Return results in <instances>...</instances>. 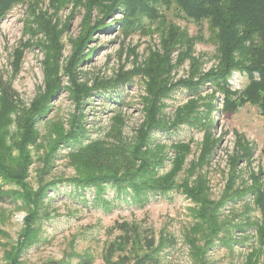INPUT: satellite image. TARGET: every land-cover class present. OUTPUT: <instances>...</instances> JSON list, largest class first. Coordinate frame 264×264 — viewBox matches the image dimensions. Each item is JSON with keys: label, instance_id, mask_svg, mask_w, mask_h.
I'll use <instances>...</instances> for the list:
<instances>
[{"label": "rangeland", "instance_id": "obj_1", "mask_svg": "<svg viewBox=\"0 0 264 264\" xmlns=\"http://www.w3.org/2000/svg\"><path fill=\"white\" fill-rule=\"evenodd\" d=\"M33 5L18 4L0 18V77L15 93L20 107L25 109L44 92L43 60L49 45L33 24L31 11L34 9L36 15L54 14L48 0H39ZM157 14V23H147L144 29L124 32L117 23L121 15L103 19L98 10L91 13L92 27L104 21L86 44L83 53L89 55L75 70L76 82L87 87L96 82H107L111 86L92 92L87 98L81 97L76 109L72 96L66 92L71 91L72 86L64 75L66 62L73 53L72 41L81 33L84 9L69 5L53 15L52 22H60L64 27L60 36L62 49L58 71L62 88L51 99L46 117L36 123L38 140L34 146L28 147L31 164L25 181L31 190L36 191L39 186L75 176L68 157L76 146L57 147L48 165L44 163L54 129L68 131L73 116L80 119L85 132L79 145L93 140L113 144L114 137L119 138L121 144L118 146L129 149L134 145L145 119L148 98L146 79L137 71L144 70L156 53L162 55L163 40L169 25H173L180 42L169 56L173 66L170 76L161 82L162 86L172 89L160 100L164 115L161 120L169 125L176 111L185 106L193 112L187 121L179 122L181 125L151 134L150 144L156 147L155 154L159 152L157 147H163L162 164L157 168V175L163 176L173 168L174 146L188 145L190 152L176 182L192 184L198 176L205 182L209 200L218 202L227 189L232 158L241 157L242 148L247 149L249 155L235 164L229 191H237L239 196L231 197L218 212L219 221H229L233 228L227 233L221 232L206 248L200 235L193 234L199 223L197 205L179 190L164 195L149 194L140 206L133 204L128 194L120 195L111 184H107L102 198L110 207L105 208L94 203L93 188L84 190L85 197H81L71 186L57 184L46 191L43 212L49 213L50 218L41 224L40 242L23 255L24 264H76L81 256L90 257L93 264H104V250L120 236L117 225L122 223L135 224L157 240L163 236H172L176 240L174 247L159 252L162 264H247L251 255H256L253 264H264V237L259 232L264 228V215L255 204L257 191L252 190L257 179L258 193L264 196V117L258 107L248 103L226 110L225 94L221 91L225 87L231 94L229 100L235 101L246 89L249 76L236 70L229 73L220 87L214 81H208L197 91L181 89L178 82L196 81L215 71L218 51L205 24L199 27L181 20L173 7L159 9ZM181 33L183 40H187L185 46H181ZM183 55L185 58L181 63ZM120 76L126 80H116ZM254 77L256 79V75ZM11 118L14 119V115ZM115 120L120 122V133L114 130ZM15 131V125L11 124L10 132L15 134ZM206 138L209 149L200 159ZM198 161L202 164L192 171L190 165ZM3 189L12 188L4 185ZM26 214L19 202L0 203V264H4L1 245L17 240ZM190 237L197 240L199 253H203L201 262L188 244Z\"/></svg>", "mask_w": 264, "mask_h": 264}, {"label": "trees", "instance_id": "obj_2", "mask_svg": "<svg viewBox=\"0 0 264 264\" xmlns=\"http://www.w3.org/2000/svg\"><path fill=\"white\" fill-rule=\"evenodd\" d=\"M39 0H0V18L21 3H33ZM49 6L56 14L68 7L82 6L84 16L79 37L72 41L73 53L66 62L65 75L72 86L67 90L75 103V109L80 106L81 97H89L92 92L101 91L111 86L109 83L96 82L87 87L76 82V68L89 54H84L87 42L93 33L100 29L102 21L95 27L90 25V15L94 10L102 14V18L121 15L117 22L124 32L144 29L145 24H154L159 21L157 11L162 8L173 7L181 20L190 21L202 27L204 24L210 34V39L218 51V67L213 72L201 76L198 80L180 81L178 85L192 91H197L201 85L208 81H214L217 87L227 78L231 71H241L249 76L246 89L235 101H230V93L221 88L225 94L226 110L236 109L244 104L258 107L261 116L264 117V0H48ZM33 5V7H34ZM31 16L48 42L47 55L43 60L44 92L37 96L28 109L21 108L15 93L10 86L4 83L0 77V203H20L21 208L27 213L23 227L14 243L2 244L4 264H24L23 255L37 245L41 239L42 222L50 218L45 210L46 191L57 184L71 186L75 194L85 197L84 190H95L94 203L105 208L110 207L109 202L102 198L105 185L111 184L115 191L128 194L133 204L142 206L149 194H166L174 189L185 194L197 205L196 216L199 223L195 225L193 234L200 235L204 247H209L213 240L221 232H229L233 227L229 221L220 222L219 208L231 199L239 196V192H230L234 167L241 158L249 155L247 149L242 148V156H235L231 161L232 169L230 179L224 195L218 202L209 200L206 185L198 176L192 184L188 181L178 184L176 178L181 172L184 160L189 154L188 145H176L174 150L176 157L174 166L170 172L163 176L157 175V168L162 164L163 147H157L155 154L154 145L150 144L153 131H166L169 127L181 125L179 122L187 121L192 115L187 106L178 109L173 121L168 125L162 122L160 100L167 96L172 89L167 85H161L173 69L170 63V54L179 44V34L173 25H169L168 34L163 40L162 55L156 53L149 60L142 75L146 79L145 119L137 133L136 141L132 147L126 149L120 145L119 138L114 137L115 143L107 144L103 141L93 140L86 145L82 144L85 136L80 119L73 116L69 123V130L64 128L54 129V138L49 145V151L44 157V163L48 165L49 159L60 146H76L70 150L69 163L75 171V176L67 180L50 182L36 191L29 188L26 183L28 166L31 164L29 146H34L38 140L36 123L46 117L49 111V103L61 90L62 82L59 78V59L62 46L60 36L63 32L60 22H52L53 15L35 14ZM32 24V25H33ZM100 26V27H99ZM181 33V46L187 43ZM88 53V52H87ZM185 56L181 57V63ZM19 64V60H16ZM180 63V61H179ZM256 75V79L254 77ZM116 80L124 82L125 77ZM193 101V100H192ZM196 102V101H195ZM196 106V103H195ZM14 115V119L11 116ZM114 130H118L120 122L115 120ZM11 124L15 125V134L10 132ZM113 133V131H112ZM77 143V144H76ZM201 158L209 149L207 138L204 142ZM199 159V160H200ZM201 161L192 163L191 170L195 171ZM193 174V173H192ZM191 174V175H192ZM257 179L254 181V189L257 191L255 204L264 215V196L258 193ZM4 185L12 189L4 190ZM120 236L115 238L104 250L102 260L104 264H162L159 252L175 246L176 240L172 236L159 237L148 235L147 231H141L135 224L122 223L117 225ZM263 236L264 228L259 230ZM188 244L197 254V260L201 262L202 254L197 248V240L188 239ZM256 255L248 258L247 264H253ZM76 264H93L90 257L81 256Z\"/></svg>", "mask_w": 264, "mask_h": 264}]
</instances>
